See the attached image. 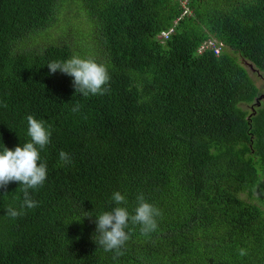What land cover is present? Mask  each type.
<instances>
[{"label":"trees","instance_id":"obj_1","mask_svg":"<svg viewBox=\"0 0 264 264\" xmlns=\"http://www.w3.org/2000/svg\"><path fill=\"white\" fill-rule=\"evenodd\" d=\"M73 55L107 67L108 93L50 74ZM246 65L264 76V0H0V152L30 140L28 115L52 131L38 206L12 218L21 185L0 189V264H264V100ZM117 191L162 216L148 236L130 224L113 259L93 237Z\"/></svg>","mask_w":264,"mask_h":264},{"label":"clouds","instance_id":"obj_2","mask_svg":"<svg viewBox=\"0 0 264 264\" xmlns=\"http://www.w3.org/2000/svg\"><path fill=\"white\" fill-rule=\"evenodd\" d=\"M50 74L57 71L73 78V87L76 93L87 98L90 95H104L110 91V76L107 67L92 58H81L73 55L65 61H51L48 63ZM0 106L7 107L6 102L0 101ZM80 111L77 102L72 112ZM30 140L15 150L4 148L0 152V189H6L11 182H19L23 193V203L20 210L8 207L7 215L17 218L25 214L24 209H34L38 202L32 199L30 190L43 186L47 178V164L41 163V150L50 143L51 126H45L43 120L33 115L26 117ZM60 160L65 164L71 162L69 154L63 150L59 153ZM137 206L132 213L125 206L126 197L119 191L114 192L112 201L115 204L110 211H104L96 217V236L93 237L99 247L105 252H113V259L125 254L124 248L130 239L127 229L129 225H139L140 232L148 236L158 228L157 217L162 216L159 208L146 201L143 193L137 196ZM87 217V216H86ZM243 255V252L241 253Z\"/></svg>","mask_w":264,"mask_h":264},{"label":"rangeland","instance_id":"obj_3","mask_svg":"<svg viewBox=\"0 0 264 264\" xmlns=\"http://www.w3.org/2000/svg\"><path fill=\"white\" fill-rule=\"evenodd\" d=\"M185 4V2L183 3ZM247 69L249 70L252 79L254 80L255 84L260 89V93L263 94L262 100H264V76H260L254 68L250 67L249 65H246ZM248 110H252L250 107H247Z\"/></svg>","mask_w":264,"mask_h":264}]
</instances>
